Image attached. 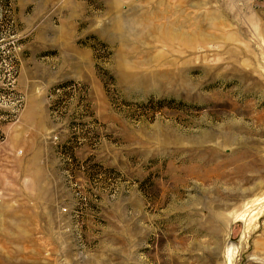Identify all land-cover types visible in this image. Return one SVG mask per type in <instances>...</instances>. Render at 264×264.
<instances>
[{"label":"rangeland","instance_id":"374dc122","mask_svg":"<svg viewBox=\"0 0 264 264\" xmlns=\"http://www.w3.org/2000/svg\"><path fill=\"white\" fill-rule=\"evenodd\" d=\"M0 264H264V0H0Z\"/></svg>","mask_w":264,"mask_h":264}]
</instances>
